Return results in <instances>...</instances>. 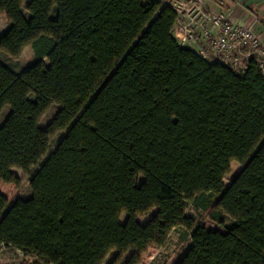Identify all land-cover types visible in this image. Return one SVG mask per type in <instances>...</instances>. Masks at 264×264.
Instances as JSON below:
<instances>
[{
  "label": "trees",
  "instance_id": "16d2710c",
  "mask_svg": "<svg viewBox=\"0 0 264 264\" xmlns=\"http://www.w3.org/2000/svg\"><path fill=\"white\" fill-rule=\"evenodd\" d=\"M0 11V51L31 46L37 59L21 73L0 62V184L19 186L16 168L31 188L13 203L0 192V250L25 264H103L113 250L120 264L133 250L125 264H140L155 233L183 227L191 264H264L256 56L239 71L203 58L159 0H0ZM46 102L60 110L42 128Z\"/></svg>",
  "mask_w": 264,
  "mask_h": 264
},
{
  "label": "built area",
  "instance_id": "2783aa9c",
  "mask_svg": "<svg viewBox=\"0 0 264 264\" xmlns=\"http://www.w3.org/2000/svg\"><path fill=\"white\" fill-rule=\"evenodd\" d=\"M159 1L176 12L172 34L181 45L196 50L206 59L213 55L212 61H219L237 71L256 56L258 71L264 77V38L258 30L227 12L213 11L207 0Z\"/></svg>",
  "mask_w": 264,
  "mask_h": 264
},
{
  "label": "rangeland",
  "instance_id": "374dc122",
  "mask_svg": "<svg viewBox=\"0 0 264 264\" xmlns=\"http://www.w3.org/2000/svg\"><path fill=\"white\" fill-rule=\"evenodd\" d=\"M224 3L228 4V0H222ZM262 20V19H261ZM10 26L6 15L4 12H0V33L5 31ZM215 58L211 55L210 60ZM0 62L9 66L15 73H21L28 67L32 66L37 62V59L34 55L33 49L27 47L23 54L19 58H12L9 55L0 51ZM46 63H48L46 61ZM60 107L51 102L45 103V115L41 120V127L46 128V126L52 121V119L59 112ZM9 110L3 112L1 119H4ZM63 134H59L54 137L51 141V150H54L59 140L62 138ZM240 167L237 162L232 163V172L227 175L224 179V182L228 184L230 182L231 175ZM35 170H32V173H35ZM12 173L15 174L19 179V186L14 183H1L0 192H2L9 200L10 203H13L17 199H27L31 196L30 188V176L25 174L19 169H12ZM157 213V209H154L150 215L139 217V222L141 224H146L150 219H152ZM187 216L193 217L194 219H199L198 214L195 212L193 207L187 208ZM127 219V214L123 213L120 218V222L123 224ZM204 226L211 230H218L225 232L224 229L212 222L211 220L204 219ZM190 247V237L187 234V231L183 227H178L174 229L171 233H162L157 232L153 236V243L148 248V250L143 253L140 264H191V260L188 256V250ZM134 251H129L128 253L122 256V261L120 264H125L126 261ZM119 256L118 250H113L103 264H113ZM28 261H32L30 258L24 256L18 250L14 249H2L0 250V264H25ZM40 263V262H39ZM41 264V263H40Z\"/></svg>",
  "mask_w": 264,
  "mask_h": 264
},
{
  "label": "crops",
  "instance_id": "0c3cea01",
  "mask_svg": "<svg viewBox=\"0 0 264 264\" xmlns=\"http://www.w3.org/2000/svg\"><path fill=\"white\" fill-rule=\"evenodd\" d=\"M207 3L211 7V9L215 12L224 11V12L229 13L234 19L244 21L245 23H247V25H250L255 30H258L264 38V25H263L264 0H236L235 2L229 1L228 4L224 3L222 0H207ZM0 12H4V11H0ZM256 19H258V21ZM201 47L203 49L205 48L203 46ZM6 110H9V108H6L4 111ZM2 114L0 115V118L2 117ZM4 119H1L0 125L2 124Z\"/></svg>",
  "mask_w": 264,
  "mask_h": 264
}]
</instances>
